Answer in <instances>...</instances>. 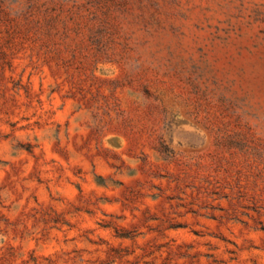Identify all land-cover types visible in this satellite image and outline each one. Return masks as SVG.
Segmentation results:
<instances>
[{"label": "rangeland", "instance_id": "374dc122", "mask_svg": "<svg viewBox=\"0 0 264 264\" xmlns=\"http://www.w3.org/2000/svg\"><path fill=\"white\" fill-rule=\"evenodd\" d=\"M0 264H264V0H0Z\"/></svg>", "mask_w": 264, "mask_h": 264}]
</instances>
